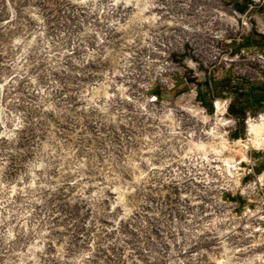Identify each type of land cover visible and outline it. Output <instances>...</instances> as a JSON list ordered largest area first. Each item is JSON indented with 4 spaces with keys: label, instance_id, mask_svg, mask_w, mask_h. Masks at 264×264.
Listing matches in <instances>:
<instances>
[{
    "label": "rangeland",
    "instance_id": "1",
    "mask_svg": "<svg viewBox=\"0 0 264 264\" xmlns=\"http://www.w3.org/2000/svg\"><path fill=\"white\" fill-rule=\"evenodd\" d=\"M253 33L264 0H0V264H258Z\"/></svg>",
    "mask_w": 264,
    "mask_h": 264
},
{
    "label": "built area",
    "instance_id": "2",
    "mask_svg": "<svg viewBox=\"0 0 264 264\" xmlns=\"http://www.w3.org/2000/svg\"><path fill=\"white\" fill-rule=\"evenodd\" d=\"M249 174H252V169L249 171ZM252 188H254V190L257 191L258 195L260 196L259 206L256 207V211L254 212H252L250 207H247L243 216L246 218L245 221L247 223V228H249V226L257 225L256 223H258L259 227L256 232H259L260 235H264V182L256 180L253 182ZM260 250L262 253L257 254L253 258L258 264H264V248Z\"/></svg>",
    "mask_w": 264,
    "mask_h": 264
},
{
    "label": "bare ground",
    "instance_id": "3",
    "mask_svg": "<svg viewBox=\"0 0 264 264\" xmlns=\"http://www.w3.org/2000/svg\"><path fill=\"white\" fill-rule=\"evenodd\" d=\"M261 121L262 122H260V120L259 121L251 120L248 122L249 134L251 137V139H249L250 140L249 143L253 145L254 148H257L259 150H264V118Z\"/></svg>",
    "mask_w": 264,
    "mask_h": 264
},
{
    "label": "trees",
    "instance_id": "4",
    "mask_svg": "<svg viewBox=\"0 0 264 264\" xmlns=\"http://www.w3.org/2000/svg\"><path fill=\"white\" fill-rule=\"evenodd\" d=\"M243 12H244V10H243ZM255 38H258V39H261V40H263L264 41V36H262V35H260V34H258V33H253L249 38H248V40L246 41V44H245V46L247 47V48H251L252 46H253V41H254V39ZM159 96H161V94H159ZM234 112V111H233Z\"/></svg>",
    "mask_w": 264,
    "mask_h": 264
},
{
    "label": "crops",
    "instance_id": "5",
    "mask_svg": "<svg viewBox=\"0 0 264 264\" xmlns=\"http://www.w3.org/2000/svg\"><path fill=\"white\" fill-rule=\"evenodd\" d=\"M263 167V169H258V171H260L262 174L264 173V165L262 166ZM254 168V167H253ZM251 170V169H250ZM255 170H257L256 168H255Z\"/></svg>",
    "mask_w": 264,
    "mask_h": 264
},
{
    "label": "water",
    "instance_id": "6",
    "mask_svg": "<svg viewBox=\"0 0 264 264\" xmlns=\"http://www.w3.org/2000/svg\"><path fill=\"white\" fill-rule=\"evenodd\" d=\"M238 136H239V137L241 136V133H240V132H238Z\"/></svg>",
    "mask_w": 264,
    "mask_h": 264
}]
</instances>
